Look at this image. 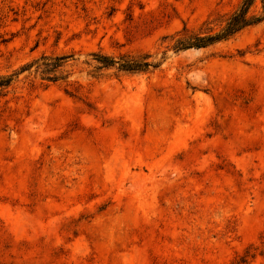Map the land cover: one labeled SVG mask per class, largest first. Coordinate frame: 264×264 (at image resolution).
<instances>
[{
  "label": "rangeland",
  "instance_id": "obj_1",
  "mask_svg": "<svg viewBox=\"0 0 264 264\" xmlns=\"http://www.w3.org/2000/svg\"><path fill=\"white\" fill-rule=\"evenodd\" d=\"M241 2L0 0V264H264V20L174 49Z\"/></svg>",
  "mask_w": 264,
  "mask_h": 264
},
{
  "label": "trees",
  "instance_id": "obj_2",
  "mask_svg": "<svg viewBox=\"0 0 264 264\" xmlns=\"http://www.w3.org/2000/svg\"><path fill=\"white\" fill-rule=\"evenodd\" d=\"M260 14H252L251 8L255 0H242L239 7L228 17L225 25L214 34L201 35L199 33L188 34L176 40L174 49L182 50L188 48H201L214 44L215 42L226 40L246 27L258 24L264 20V0ZM148 56L141 59L121 58L117 62L119 70L127 72H145L150 67H155L147 60ZM98 62L103 66H113L116 61L107 57L98 58ZM10 79L0 80V86L8 84Z\"/></svg>",
  "mask_w": 264,
  "mask_h": 264
}]
</instances>
